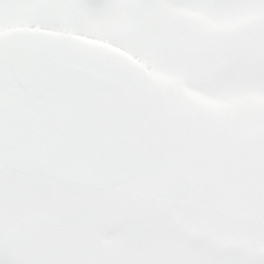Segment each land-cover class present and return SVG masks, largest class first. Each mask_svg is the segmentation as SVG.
I'll return each instance as SVG.
<instances>
[{
	"label": "snow or ice",
	"instance_id": "snow-or-ice-1",
	"mask_svg": "<svg viewBox=\"0 0 264 264\" xmlns=\"http://www.w3.org/2000/svg\"><path fill=\"white\" fill-rule=\"evenodd\" d=\"M0 264H264V0H0Z\"/></svg>",
	"mask_w": 264,
	"mask_h": 264
}]
</instances>
